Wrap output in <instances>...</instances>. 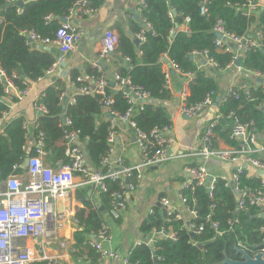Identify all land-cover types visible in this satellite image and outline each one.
Returning <instances> with one entry per match:
<instances>
[{"label":"trees","instance_id":"obj_1","mask_svg":"<svg viewBox=\"0 0 264 264\" xmlns=\"http://www.w3.org/2000/svg\"><path fill=\"white\" fill-rule=\"evenodd\" d=\"M145 1L146 6L139 13L140 20L130 22L129 33L119 29L114 54L107 65H114V71L126 77L132 85L149 93L151 101L133 106L130 116L138 129L149 133L154 127L172 124L167 105L171 93L164 87L162 58L167 56L183 72H194L186 105L201 102L208 93H212L214 101L220 93L217 79L207 74L205 69L197 68L190 55L194 51L207 50L208 56L218 64L214 70L217 73L225 71L231 55L218 51L214 44L215 34L212 28L216 20L220 19L226 31L237 36L246 33L249 24H252L261 29L264 37V10L255 12L247 19L234 8L235 4L246 0H208L205 14L200 12L201 0ZM6 2L11 1L0 0V64L7 75L14 76V84L22 90L27 84L45 78L46 72L58 56L47 45L46 49L38 48L27 34L54 39L59 21L68 16L76 0H24L20 6L17 2L4 5ZM101 3L102 0H88V5L94 8H98ZM172 10H175V14H172ZM47 16L51 19H47ZM185 17L189 18L187 31L182 29ZM143 21L151 24L152 30L146 31L144 40L136 46L133 42L134 35L140 30ZM121 59L125 61V65L120 63ZM240 62L246 69L264 73L262 50L247 52ZM109 71L105 70L110 82L112 79ZM90 74L95 76L98 72L93 68L91 72L88 70L87 75ZM79 75L77 68H71L68 73L69 82L79 85L76 81ZM67 92L65 81L60 77L47 85L33 101V104L43 105L46 112L37 117V128L27 134L22 127L24 117L4 119L10 102H18L20 98L12 96L10 101L5 99L4 89L0 84V180L11 174L25 175L27 169L23 167V161L25 157L34 154L32 138L37 135L38 130L44 133L46 148L50 150L46 160L51 164L55 163L53 167L59 163L71 162L66 154V149L70 146L66 133L71 131H78L77 139L81 143L80 149L86 152V163L94 164L98 169L101 167L102 157L111 148L107 141L111 121L104 117L102 119L96 96L77 94L74 102L67 103L64 107L61 97ZM249 92L247 95L241 88L237 98L229 97L226 101H219L214 141L220 137L227 145L238 144V141L230 137L234 117L252 123V128L260 136L264 135V109L261 107L264 105V87H253ZM108 95L113 98L112 109L124 112L129 107L127 98L121 91L110 87ZM64 118H68L71 125H66ZM118 126L116 130L122 125ZM262 159L264 160V156ZM49 163L47 164L51 165ZM15 165L21 166L13 170ZM238 177L239 187L256 188L261 186L264 174L248 177L246 168L241 166ZM224 182V179L216 176L211 193L209 183L199 185L195 181L181 189L186 206L197 213V225H203L200 233H190L181 218H172L168 222L165 214L160 216L155 212L142 223L141 231L149 235L153 228H164L165 232L171 229L175 232L176 239L158 237L153 249L144 243L132 247L127 256V264H219L225 255L239 260L240 254L236 252V247L245 249L249 255L256 253L264 240V216L257 206H251L247 211L236 209V195ZM118 189V181L107 179V191L97 192L107 210L112 203L111 193ZM75 216L78 225H81L82 215L79 209ZM103 221L102 213L97 208H92L89 229L95 233ZM212 223H216L217 228ZM81 236L80 231L74 233L76 247L81 243ZM87 252L91 258L97 257L94 249L89 246Z\"/></svg>","mask_w":264,"mask_h":264},{"label":"built area","instance_id":"obj_2","mask_svg":"<svg viewBox=\"0 0 264 264\" xmlns=\"http://www.w3.org/2000/svg\"><path fill=\"white\" fill-rule=\"evenodd\" d=\"M10 1L14 3L23 2L24 0ZM207 2L208 0H201V14L206 13ZM145 3V0H137L138 16L142 9L145 8ZM234 8L249 19L255 12L264 10V0H246L244 3L235 4ZM96 9L88 5V0H76L68 16L64 17L66 20L63 21L61 19L59 21V27L56 30L54 39H42L33 33L27 34L29 39L37 46L54 44L61 54L46 72L47 76L54 73L60 63L64 61L62 55L75 49L82 36L80 28L69 21L74 12L79 10L81 15L86 16L93 13ZM46 18L51 19L50 16ZM188 22L189 18L185 17L182 25L184 31L188 30ZM148 30H152V25L143 21L140 30L134 35V38L141 42L144 40L145 32ZM212 31L215 34L214 44L218 51L231 55L230 62L225 70L230 67H236L238 74L242 75L243 79L250 80L251 84L249 83L243 87L239 85L228 87L226 91L217 96V102L216 99L213 101L212 93H208L201 102L189 106L185 104L186 90L183 91L178 113L187 117L195 116L203 108L212 104L218 109L219 101H226L229 97L237 98L238 91L241 88L245 94L249 95L251 88L264 87V73L259 70L246 69L241 65V62L238 65L234 64L237 59L241 61V57L249 51H264V37L261 29L249 24L246 33L237 36L226 31L222 21L217 19ZM116 40L117 35L114 32L106 31L98 41V57L104 64L111 62V52H114ZM190 57L195 60L199 69L204 67L216 69L218 67L217 62L208 56L207 50L194 51ZM165 58L168 59V63L163 61ZM98 61L93 64L98 74L93 77L79 75L76 81L80 84L75 85L71 82V93L68 96L62 95L61 100H63L64 96L67 97L65 103L63 104L62 102L65 107L67 103L74 102V96L77 94L97 97L101 116L106 119H108L107 115L112 117L107 138L108 143L111 145L110 151L102 157L100 161L101 167L98 169L94 164L86 163L77 139L78 131L67 132L66 137L70 146L67 147L66 154L71 158V162L69 164L59 163L52 167L44 161V157L50 154V150L46 148L44 133L38 130L37 135L32 138L34 154L28 156L25 175L11 174L4 180H0V264H36L37 262L57 264L56 259L48 254V249L53 246V242L58 237L59 231L63 228L66 220L64 214L60 212L59 203L61 200L66 199L69 190L79 186H90L94 190L103 192L107 191V179L118 181L119 189L111 193L112 203L111 209H109L111 217L118 218L116 206L123 207L125 205L130 193L135 190L138 182L142 179L144 169L163 166L169 159L168 150L175 140L173 123L161 128L154 127L149 133L138 129L135 122L130 119L134 110L133 106L150 102L149 93L139 86L132 85L126 77L121 76L117 71H114L111 76L112 80L109 82L105 68ZM162 62L165 75L164 87L167 88L170 75L177 73L185 77V89L189 88L190 82L194 78V72L181 71L179 66L167 56L162 58ZM13 77L7 75L0 64V84L4 89V98L9 101L12 96L22 98L28 94L33 84H27L24 89L19 90L13 82ZM110 87L121 91L122 95L127 98L129 107L124 112L112 109L113 98L108 95ZM14 103L16 102H10V107ZM33 107L37 113L35 120L29 121L24 118L22 123V127L27 134L31 133L33 128H37V117L46 112V108L43 105L33 104ZM261 107L264 109V105ZM216 114L203 128L198 143L196 145H186L185 156L196 157L201 161L217 159L234 163L236 169L231 178H222L225 180L224 185L228 187L234 186L237 190L238 193L235 195L238 209L247 211L251 206H257L264 216V178L261 179V186L256 188L239 187L238 182V173L241 171L242 165L250 166L256 171L264 170V160L258 156L260 153H264V135L260 136L255 128H252V123L244 122L234 117L230 137L238 141V144L236 146H218L214 141V127L219 117V113ZM63 121L66 125H71V121L68 118H64ZM118 125L127 126L133 131L140 149L139 162L127 164L120 156L113 155L117 142L118 130H116V127ZM20 166H13V170ZM185 169L190 180L183 183L182 187L193 181L199 185L206 183L208 171L204 164L197 166L187 165ZM215 179L216 177H212L209 181L210 193L214 188ZM180 197L183 205L191 213L190 219L187 221L182 219L187 230L192 234L200 233L203 225H197L196 211L186 206V199L182 195ZM160 203L166 209V221L169 222L172 218L180 219L167 197H162ZM211 207H214L213 204H211ZM212 226L217 228L216 223H212ZM92 235L95 238H90ZM158 237L175 240L176 234L171 229L169 232H165L164 228L159 230L153 228L148 239L137 240L134 246L144 243L153 249ZM111 238L110 227L106 223H102L95 233L89 234L86 246L93 248L100 259L121 260L123 264H127L128 254L125 257H121L118 252L103 245L104 242L110 241ZM59 246L64 247V241H60ZM257 251H261L264 257V246Z\"/></svg>","mask_w":264,"mask_h":264},{"label":"crops","instance_id":"obj_3","mask_svg":"<svg viewBox=\"0 0 264 264\" xmlns=\"http://www.w3.org/2000/svg\"><path fill=\"white\" fill-rule=\"evenodd\" d=\"M136 15L138 16L137 0H102L101 5L93 13L86 16L81 15L79 10H76L69 21L80 28L82 36L75 49L62 55L65 66L59 65L54 73L34 82L29 93L14 103L9 111L4 114V119L10 120L22 116L29 121L35 120L37 113L34 110L33 101L55 78L64 79L68 91L65 95L68 96L72 91V83L68 80V73L71 68H77L80 75L93 77L91 74L87 75V72L88 70L91 72L94 68V62L99 60L98 41L100 38L106 31H112L117 35L119 29H122L129 33V24L131 21H137ZM47 47L58 54V59L61 54L57 47L54 44ZM105 66L104 68L110 70L109 75L112 76L115 66L109 67L107 64ZM203 69L206 70L207 74L213 75L217 79L219 95L230 86L239 85L243 87L250 83V80L243 79L242 75L238 74L236 67H230L219 73L210 67ZM64 71L66 73L63 74ZM184 79L185 77L181 74L173 73L168 81L167 88L171 97L167 105L172 118L175 140L169 147L167 163L163 166L144 169L142 179L138 182L135 190L130 193L125 205L123 207L116 206L118 218L111 217L110 206L107 210L97 193L100 191L94 190L90 186H79L69 190L66 199L59 203L60 212L64 214L66 220L58 237L54 240L53 246L48 249V254L56 259L57 264H123L121 260L100 259L96 256L91 258L88 255L86 242L89 234H93V231L89 229L92 208H97L102 213L104 219L102 223H106L112 233L111 240L104 242L103 245L115 250L121 257H125L137 240L141 241L150 237V233L146 235L141 231L142 223L155 212L160 216L165 214L166 209L160 203L162 197H167L171 201L175 212L181 219L187 221L191 218V213L183 205L180 197L183 183L190 180L185 169L187 165L204 164L208 174H211L212 177L231 178L236 169L234 163L217 159L201 161L196 157L185 156L186 145L198 143L203 128L217 115L218 109L212 104L192 117L178 113L181 93L186 90L185 98L189 96V88L185 89ZM216 140L215 143L218 146L227 145L220 137H217ZM113 155L120 156L127 164H135L140 160L139 146L136 139L133 138V131L127 126L122 125L118 129ZM258 156L262 158L264 153H260ZM44 161L49 163L46 156ZM54 164L49 166L53 167ZM244 168L247 170L248 177L255 175L256 170L252 167L246 166ZM77 209L82 215L81 225H78L75 216ZM76 231L82 232L81 243L77 247L74 237ZM60 241H64V247L59 246Z\"/></svg>","mask_w":264,"mask_h":264},{"label":"water","instance_id":"obj_4","mask_svg":"<svg viewBox=\"0 0 264 264\" xmlns=\"http://www.w3.org/2000/svg\"><path fill=\"white\" fill-rule=\"evenodd\" d=\"M11 4H12V2H6L4 5H11ZM21 4H22V1H18V2H17V5L20 6ZM172 14H175V10H172ZM135 19H136L137 21L140 20V19H139V16H137V15H136ZM62 20L65 21L66 19H65V18H62ZM217 36H219V34H217ZM29 40L31 41V39H29ZM133 42H134V44H135L136 46L140 43L139 40L136 39V38L133 39ZM38 48H40V49H42V48L46 49L47 47L44 46V45H38ZM113 54H114V52L112 51V52H111V55L113 56ZM191 58H192V57H191ZM163 61H164L165 63H168V59H167V58H165ZM239 62H240V60L237 59V60L235 61L234 64H235V65H238ZM98 63H99L100 65H102L103 67H106L105 64H104L102 61L99 60ZM120 63H122L123 65L126 64L125 61L122 60V59L120 60ZM60 65H61V66H65V62L62 61V62L60 63ZM126 68H127V67H126ZM171 72H172V71H171ZM64 73H66V71H64L63 74H64ZM258 80H260V79H258ZM258 80H257V81H258ZM66 99H67V97L64 96V97H63V100H62L63 104L65 103ZM216 102H217V98H216ZM106 117H107L109 120H112L111 115H107ZM133 138H135L134 135H133ZM79 144H80V146H81V143H79ZM83 155H84V157H86V152H85V151H83ZM27 164H28V157H25V158H24V161H23V167H27ZM242 166H243V167H246V165H242ZM256 173L262 175V174H264V170H257ZM211 178H212L211 174H208L207 177H206V183H209V181H210ZM231 189H232V191H233L235 194L238 193L234 186H232ZM236 209H238V206H236ZM197 220H198V219H197ZM91 238H95V236L92 235ZM262 246H264V241H263V243L261 244V247H262ZM236 252L240 254V259H239V260H233V259H230L228 256L225 255L224 259L221 260V261L219 262V264H264V257H263V253H262L261 251H257V252H256L255 254H253V255H249L245 249H243V248H241V247H236ZM154 261H156V258H155V257H154Z\"/></svg>","mask_w":264,"mask_h":264}]
</instances>
